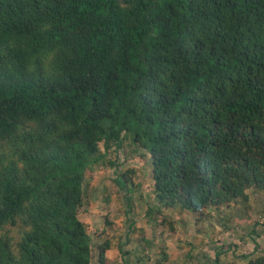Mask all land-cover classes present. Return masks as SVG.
I'll list each match as a JSON object with an SVG mask.
<instances>
[{"label": "trees", "instance_id": "trees-1", "mask_svg": "<svg viewBox=\"0 0 264 264\" xmlns=\"http://www.w3.org/2000/svg\"><path fill=\"white\" fill-rule=\"evenodd\" d=\"M123 149L133 167L116 162ZM99 163L125 204L90 189ZM142 181L163 210L224 226L240 217L225 209L264 187V0H0V264H92V250L99 264H118L108 251L127 263L138 251L148 259L147 245L204 263V238L175 237L173 217L143 236ZM89 193L111 207L99 208L105 224L125 218L120 236L93 247L79 219ZM246 237L253 250L237 264L264 263L263 236L236 235ZM235 251L223 243L214 264Z\"/></svg>", "mask_w": 264, "mask_h": 264}, {"label": "rangeland", "instance_id": "rangeland-1", "mask_svg": "<svg viewBox=\"0 0 264 264\" xmlns=\"http://www.w3.org/2000/svg\"><path fill=\"white\" fill-rule=\"evenodd\" d=\"M124 147V146H123ZM5 149L3 153H5ZM115 154L110 153L105 157L104 160H107L108 158H114ZM120 158L116 161L117 163H122L123 168L125 167H133V156L130 152L123 149V152L119 155ZM139 177L138 172L135 174L134 178L137 179ZM86 178L90 182V189L96 188L98 185H104L108 187V192L110 193V196L115 198L116 200L120 197V200L123 204H125V200L121 197L122 191H120V194L118 195L117 185L111 181V178H115L113 176L112 167H108L105 165H102L99 163V165L96 166V168L90 170L86 176ZM128 184L131 185V183L128 181ZM99 189L101 186L98 187ZM89 189V190H90ZM141 191L135 192V194L144 193L143 191H147V196L145 198H141L139 196L134 197V202L137 204L138 208H142L143 210L146 209L147 205L150 203V209L151 212L148 215V220L150 221L146 225L142 223L143 227V236L145 234H151V226L154 220H160L162 217L165 218L166 222L171 221V217L176 219V223L174 224V230L176 234L175 237H180L181 241H189L192 242V238L195 240H201L204 238V243L202 244V249L206 250V252L209 251L207 255V258L205 259L204 263L199 260L198 257H196V252L194 254V257L192 259L188 258V254H185L184 252H172V248H169L166 252V258L161 259L159 256V249L155 245L150 246L147 245V253L149 254V258L146 259L144 254H141L139 251L137 254L129 255L127 263L121 262L118 260L119 255L117 252L108 251L105 253V258L107 260L113 259L117 260L118 264H173V261L176 262V264H214V257L211 252H214L217 248H220L223 243L226 244L229 243L232 247V250L236 247L235 255H228L227 257H224L222 261L224 264H237V262L243 263V258L240 255L251 253L253 248L250 240L248 237H246V243L245 245L241 243L237 238L236 235L245 234L246 231H250L253 227L255 228V232L262 238L258 239V241L264 243V215L262 214L264 210V187L259 189L252 188L248 191L249 201L248 206L250 208V215H245L246 213H243V210L246 211V206L237 204H232L231 209H225L224 214H239L240 217H232L230 221H228L225 226L223 221L220 219V217H214L208 221L210 223L207 225L205 221H197L195 222V217L192 213L188 212L187 210H184L180 207H174L170 208L168 211L163 210L160 208L155 201L152 199V195L150 194V191L152 188H150L149 181H142L140 183ZM94 192V191H93ZM92 193H89V197L87 200V205L81 210L79 219L84 223V225L88 229V233L94 237V240L92 241V247L100 243V240L106 237H110L112 234H117L120 236L122 229H124L125 226V218L122 216H119L118 214L109 213L107 221L108 224H105V220L103 217V213L99 210L100 207L103 206V211L105 212V208L107 211L111 212V207L106 206L103 202H101V197L99 198L96 196L93 198ZM141 201V203H140ZM140 203V204H139ZM114 205H117V202H114ZM85 209V210H84ZM181 209V210H180ZM84 210V211H83ZM247 212V211H246ZM245 215V216H244ZM141 217L144 216V213L140 215ZM244 216L243 218H241ZM199 222H204L201 224H198ZM241 222V223H239ZM257 223V225H254ZM160 228L164 229L166 232V238L168 239V236L170 232V228L166 226L164 223H159ZM224 226V227H223ZM102 227L105 229V233H101ZM211 228L214 229V235L216 234L217 239L220 238L221 242L217 245H215V248L213 246L209 247V245H206V237L202 235L201 232L205 231V235H209L211 233ZM186 229V230H185ZM223 229L227 230L224 231ZM6 230V229H5ZM19 227H7L8 236L14 237V240L17 241L19 238ZM220 232V233H219ZM159 241V240H158ZM181 242H174L173 245L180 250L178 245ZM213 243V242H212ZM211 243V244H212ZM236 245V246H235ZM169 247V246H168ZM210 248V249H209ZM94 257L92 259V264H99L98 262V251L92 250ZM187 252V250H186ZM220 252L224 253V248L220 250ZM198 256V254H197ZM168 259L169 261H167ZM234 260V261H233ZM218 264V263H216ZM220 264V263H219ZM264 264V263H262Z\"/></svg>", "mask_w": 264, "mask_h": 264}]
</instances>
